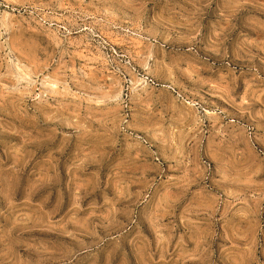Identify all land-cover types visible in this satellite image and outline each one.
<instances>
[{
  "label": "rangeland",
  "instance_id": "374dc122",
  "mask_svg": "<svg viewBox=\"0 0 264 264\" xmlns=\"http://www.w3.org/2000/svg\"><path fill=\"white\" fill-rule=\"evenodd\" d=\"M0 264H264V0H0Z\"/></svg>",
  "mask_w": 264,
  "mask_h": 264
}]
</instances>
